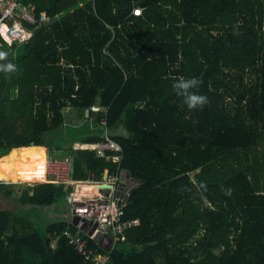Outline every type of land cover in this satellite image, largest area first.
Segmentation results:
<instances>
[{
	"label": "trees",
	"instance_id": "16d2710c",
	"mask_svg": "<svg viewBox=\"0 0 264 264\" xmlns=\"http://www.w3.org/2000/svg\"><path fill=\"white\" fill-rule=\"evenodd\" d=\"M30 2L50 21L25 22V42L0 36V64L16 65L0 71V162L13 177L39 180L31 160L46 148L69 153L77 180L129 172L123 219L139 223L107 264H264V0ZM179 77L198 78L207 103L189 109ZM106 136L120 162L74 146ZM70 191L40 182L17 197L0 183V264L89 263L64 234L77 222L27 212Z\"/></svg>",
	"mask_w": 264,
	"mask_h": 264
},
{
	"label": "built area",
	"instance_id": "2783aa9c",
	"mask_svg": "<svg viewBox=\"0 0 264 264\" xmlns=\"http://www.w3.org/2000/svg\"><path fill=\"white\" fill-rule=\"evenodd\" d=\"M141 11V8L134 9L136 14ZM50 19L48 15L41 13L38 20L36 5L30 0H0V36L9 45L25 42L33 35V30L28 28L25 22L37 24L38 21L43 23ZM103 124H106L105 120ZM81 148L93 149L97 155L113 162H120L122 159L120 144L108 136L97 143L82 144ZM125 176L126 172L120 168L114 172L106 168L100 180H77L73 177V163L70 157L51 158L47 161V177L50 181L63 183L67 188H71L69 216L77 222L79 230L68 228L64 234L88 264H107L114 245L124 239L122 234L125 230L139 223L138 219H123L129 196L128 190L124 189ZM89 187L93 190H82ZM107 236L110 238V244L109 248H105L106 251L90 243V240L94 239L102 247L101 241Z\"/></svg>",
	"mask_w": 264,
	"mask_h": 264
},
{
	"label": "rangeland",
	"instance_id": "374dc122",
	"mask_svg": "<svg viewBox=\"0 0 264 264\" xmlns=\"http://www.w3.org/2000/svg\"><path fill=\"white\" fill-rule=\"evenodd\" d=\"M64 112L66 114V120L68 122L77 124L84 120V116H79L78 111H76L72 107H65ZM74 146L75 148H81L82 144L75 142ZM46 149H47V152H46L45 157L47 161L50 160L51 158H65L66 156L69 155L67 151H63V150H53L52 151L49 148H46ZM43 157L44 156L39 155L33 158L31 160V166L36 168L39 165H41ZM14 171H15V166L12 163H10V159L0 162V183H3L6 189L12 190L13 195L17 197H19L22 194V191L24 190V188H26L29 185H34L40 182H52L50 181V178H48L47 176H46L45 181L44 180L40 181L42 179H39L37 181L15 179L13 177ZM46 171H47V165H46ZM136 182L137 181L135 180L131 181V183L129 182L127 186V190H130V188L134 186ZM68 198L70 199V197ZM69 205H70L69 201L64 200L60 202L59 204L54 205L53 207H48L44 209L30 208L27 212L29 216H31L36 221L42 224H46V221L59 219V218H70L71 220H73L72 216H67V215H70ZM57 209H60L59 212L54 214V211H56ZM52 242L54 244L55 239H53Z\"/></svg>",
	"mask_w": 264,
	"mask_h": 264
},
{
	"label": "clouds",
	"instance_id": "9594fccd",
	"mask_svg": "<svg viewBox=\"0 0 264 264\" xmlns=\"http://www.w3.org/2000/svg\"><path fill=\"white\" fill-rule=\"evenodd\" d=\"M4 56H6V52L0 51V59ZM15 69L16 65L12 62L0 64V71L12 72L15 71ZM200 83L201 81L196 77H179L173 81L172 88L176 95L183 98L184 103L189 109H195L207 103L206 95L194 91Z\"/></svg>",
	"mask_w": 264,
	"mask_h": 264
},
{
	"label": "water",
	"instance_id": "95a60500",
	"mask_svg": "<svg viewBox=\"0 0 264 264\" xmlns=\"http://www.w3.org/2000/svg\"><path fill=\"white\" fill-rule=\"evenodd\" d=\"M99 108H100V107H98V106H95V107H94L95 110H98ZM89 111H90V109H87V113H89ZM126 177H127V178L130 177V173H129V172H127ZM82 190L92 191L93 188H82ZM101 243L103 244V246H104L105 248H109L110 238H109L108 236L105 237V238H103L102 241H101Z\"/></svg>",
	"mask_w": 264,
	"mask_h": 264
},
{
	"label": "bare ground",
	"instance_id": "6f19581e",
	"mask_svg": "<svg viewBox=\"0 0 264 264\" xmlns=\"http://www.w3.org/2000/svg\"><path fill=\"white\" fill-rule=\"evenodd\" d=\"M46 165H47V159L45 158V160L42 163V173L39 176V178L42 179L40 181H43V180L45 181L46 180V176H47Z\"/></svg>",
	"mask_w": 264,
	"mask_h": 264
},
{
	"label": "crops",
	"instance_id": "0c3cea01",
	"mask_svg": "<svg viewBox=\"0 0 264 264\" xmlns=\"http://www.w3.org/2000/svg\"><path fill=\"white\" fill-rule=\"evenodd\" d=\"M79 144L81 143V144H86V143H82V142H78ZM67 216H69V215H67Z\"/></svg>",
	"mask_w": 264,
	"mask_h": 264
}]
</instances>
